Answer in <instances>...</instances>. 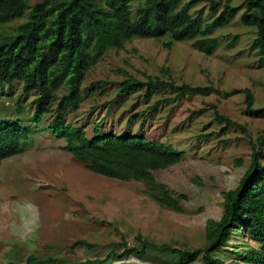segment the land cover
<instances>
[{
    "label": "rangeland",
    "instance_id": "374dc122",
    "mask_svg": "<svg viewBox=\"0 0 264 264\" xmlns=\"http://www.w3.org/2000/svg\"><path fill=\"white\" fill-rule=\"evenodd\" d=\"M242 1L221 0L233 6ZM136 3L131 1V9ZM191 11L200 12L205 21L213 17L205 2L197 3ZM241 12L213 33L218 42L209 55L194 49L188 40L167 47L164 38L135 37L124 41L120 49H108L87 69L82 87L99 79L106 83L83 91L80 107L66 115L67 121L83 126L88 137L101 120L100 133L118 135L138 134L143 122L147 139L182 151L178 163L152 172L174 195L185 196L178 200L179 209L162 205L141 182L112 179L87 169L63 150V138L45 129L44 122L29 120L32 96L20 98L25 108L16 111L15 101L22 92L19 83L0 88V119H18L29 128L22 152L0 164V264L28 255L37 259L66 257L73 261L67 264H86L89 259L104 258L111 248L121 250L118 242L136 244L137 234L177 248L206 247L205 222L220 217L223 192L238 184L250 164L252 143L257 148V138L264 129V116L248 109L241 91H251L252 109L264 107V53L254 47L256 30L240 22ZM25 19L5 21L0 15V36L12 32ZM130 75L138 79L158 76L214 89L159 103L142 119L153 100L175 95L157 94L148 103L139 92L115 97L116 82ZM212 106L236 124L216 119ZM133 114L136 116L128 123ZM260 161L264 163V146ZM78 239L98 246L86 248ZM239 242L254 245L238 237L233 241ZM110 258L116 259L112 264H177L154 251L142 254V259Z\"/></svg>",
    "mask_w": 264,
    "mask_h": 264
},
{
    "label": "trees",
    "instance_id": "16d2710c",
    "mask_svg": "<svg viewBox=\"0 0 264 264\" xmlns=\"http://www.w3.org/2000/svg\"><path fill=\"white\" fill-rule=\"evenodd\" d=\"M131 1L39 0L31 3L30 0H1L3 20L13 21L23 16L26 19L12 32L0 36V88L19 83L22 92L15 101L16 111L20 113L25 108L20 98L32 96L28 104L32 106L29 120L44 122L45 129L56 138H63V150L83 162L87 169L112 179L141 182L162 205L179 209L178 200L185 196L174 195L163 182L155 179L152 172L178 163L182 151L171 144L147 139L143 122H140L138 134L118 135L100 133L101 120L88 137L84 127L67 121L66 115L80 107L83 91L90 92L106 83V80L99 79L82 87L87 69L108 49H120L124 41L135 37L164 38L163 44L167 47L188 40L194 49L209 55L218 42L213 33L228 25L242 10L240 22L255 28L253 45L264 53V0H243L237 6L221 0H137L134 9H131ZM199 2L208 5L213 15L209 21H205L200 12L191 11ZM116 85L115 97L139 92L147 103L157 94L175 95L153 100L147 106V112H143L142 119L159 103H171L184 95L208 94L214 89L209 85L176 83L158 76L138 79L130 75ZM241 91L245 94L248 109L264 116V107L251 108V91L248 88ZM212 108L216 119L236 124L220 114L215 106ZM135 116H130L128 123ZM28 136L29 128L21 125L18 119H0V164L5 158L22 152V143ZM256 142L257 148L252 143L250 164L238 184L223 192L220 217L208 218L205 222L206 247L177 248L154 243L137 234L136 244L118 242L121 250L111 248L107 256L142 259V254L154 251L175 259L177 264H191L198 259L200 264H264V163L260 161L264 129ZM236 237L240 241H252L254 245L234 244ZM77 243L86 248L98 246L85 239H78ZM199 251H202L201 256ZM107 256L89 259L86 264H112L116 260ZM70 262L73 263L66 257L37 259L28 255L25 259L12 260L10 264Z\"/></svg>",
    "mask_w": 264,
    "mask_h": 264
}]
</instances>
